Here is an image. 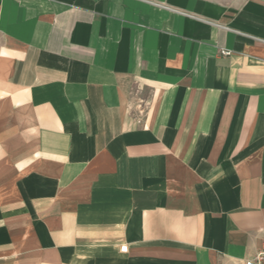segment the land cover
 Wrapping results in <instances>:
<instances>
[{"label": "crops", "instance_id": "crops-1", "mask_svg": "<svg viewBox=\"0 0 264 264\" xmlns=\"http://www.w3.org/2000/svg\"><path fill=\"white\" fill-rule=\"evenodd\" d=\"M263 240L264 0H0V264Z\"/></svg>", "mask_w": 264, "mask_h": 264}, {"label": "built area", "instance_id": "built-area-1", "mask_svg": "<svg viewBox=\"0 0 264 264\" xmlns=\"http://www.w3.org/2000/svg\"><path fill=\"white\" fill-rule=\"evenodd\" d=\"M137 106H140V104ZM126 249V245L120 247L122 252L126 251ZM244 264H264V240L261 242L255 254L251 258L247 259Z\"/></svg>", "mask_w": 264, "mask_h": 264}]
</instances>
